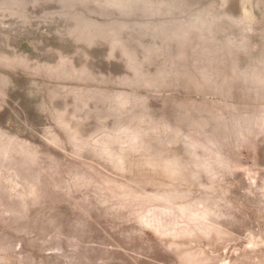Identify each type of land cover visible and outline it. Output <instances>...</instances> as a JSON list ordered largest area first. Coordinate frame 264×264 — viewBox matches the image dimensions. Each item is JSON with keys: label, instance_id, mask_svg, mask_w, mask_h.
Listing matches in <instances>:
<instances>
[{"label": "rangeland", "instance_id": "1", "mask_svg": "<svg viewBox=\"0 0 264 264\" xmlns=\"http://www.w3.org/2000/svg\"><path fill=\"white\" fill-rule=\"evenodd\" d=\"M0 264H264V0H0Z\"/></svg>", "mask_w": 264, "mask_h": 264}]
</instances>
